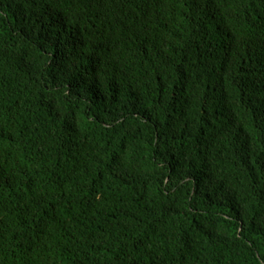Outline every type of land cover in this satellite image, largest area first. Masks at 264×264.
<instances>
[{
  "label": "trees",
  "instance_id": "obj_1",
  "mask_svg": "<svg viewBox=\"0 0 264 264\" xmlns=\"http://www.w3.org/2000/svg\"><path fill=\"white\" fill-rule=\"evenodd\" d=\"M0 264H264V0H0Z\"/></svg>",
  "mask_w": 264,
  "mask_h": 264
}]
</instances>
